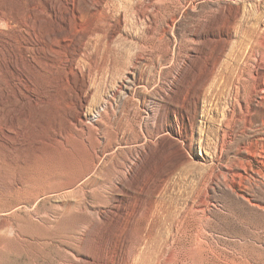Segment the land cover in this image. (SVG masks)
I'll use <instances>...</instances> for the list:
<instances>
[{"label": "rangeland", "instance_id": "obj_1", "mask_svg": "<svg viewBox=\"0 0 264 264\" xmlns=\"http://www.w3.org/2000/svg\"><path fill=\"white\" fill-rule=\"evenodd\" d=\"M263 86L264 0H0V264H264Z\"/></svg>", "mask_w": 264, "mask_h": 264}, {"label": "bare ground", "instance_id": "obj_2", "mask_svg": "<svg viewBox=\"0 0 264 264\" xmlns=\"http://www.w3.org/2000/svg\"><path fill=\"white\" fill-rule=\"evenodd\" d=\"M261 63H263V62H261ZM220 65L221 64H220V60L219 59L218 60H215L214 63L212 65H210V67L208 68V71H207L206 76L202 80L201 88L199 87L200 88V91H198V92L200 94H201V92H204V89L207 86H210V88H211L214 85L215 79L217 78V69L219 68ZM249 76H250V73H248V74L246 73V75H243L241 73V76L238 79L239 91L241 92V96H242L243 99L245 98V85H246V83L249 80ZM257 78H259V77H257ZM258 83H260V82H258ZM263 88H264V86H263ZM259 89L260 88H259V85H258L255 90L258 91ZM254 197L252 199H250V198H246L245 199L244 197H242V199L245 200V202L249 203L251 206H253L255 208H258V209L264 211V203H262L261 201H259L257 199H254Z\"/></svg>", "mask_w": 264, "mask_h": 264}]
</instances>
